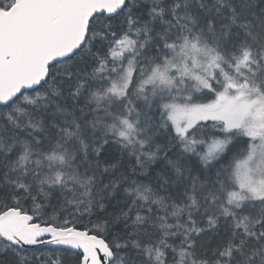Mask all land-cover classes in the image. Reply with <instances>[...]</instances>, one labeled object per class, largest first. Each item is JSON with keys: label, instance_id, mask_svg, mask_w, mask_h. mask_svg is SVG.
<instances>
[{"label": "snow or ice", "instance_id": "1", "mask_svg": "<svg viewBox=\"0 0 264 264\" xmlns=\"http://www.w3.org/2000/svg\"><path fill=\"white\" fill-rule=\"evenodd\" d=\"M0 264H264V0H0Z\"/></svg>", "mask_w": 264, "mask_h": 264}]
</instances>
